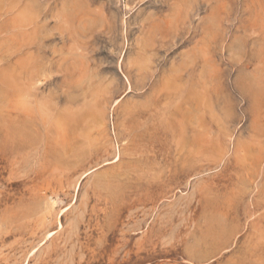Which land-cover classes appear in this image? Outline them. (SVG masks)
I'll use <instances>...</instances> for the list:
<instances>
[{"label":"rangeland","instance_id":"rangeland-1","mask_svg":"<svg viewBox=\"0 0 264 264\" xmlns=\"http://www.w3.org/2000/svg\"><path fill=\"white\" fill-rule=\"evenodd\" d=\"M0 264H264V0H0Z\"/></svg>","mask_w":264,"mask_h":264}]
</instances>
